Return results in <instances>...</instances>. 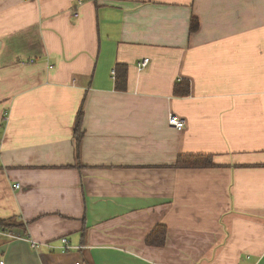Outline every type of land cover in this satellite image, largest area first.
Here are the masks:
<instances>
[{"label":"crops","instance_id":"0c3cea01","mask_svg":"<svg viewBox=\"0 0 264 264\" xmlns=\"http://www.w3.org/2000/svg\"><path fill=\"white\" fill-rule=\"evenodd\" d=\"M0 217V264H264V0H0Z\"/></svg>","mask_w":264,"mask_h":264},{"label":"trees","instance_id":"16d2710c","mask_svg":"<svg viewBox=\"0 0 264 264\" xmlns=\"http://www.w3.org/2000/svg\"><path fill=\"white\" fill-rule=\"evenodd\" d=\"M117 69H124L125 66L122 64L116 65ZM125 78V77H124ZM122 77L117 75L116 86L121 87ZM189 92V84L182 82L181 84H175L174 95L184 96ZM79 121V119H78ZM214 164L211 157L208 155L191 154V155H180L178 156L176 167L177 168H206L212 167ZM25 225L19 221L16 217L1 218L0 217V228L7 230L23 229ZM166 235V227L164 225L156 226L146 237V244L152 246H160L164 243Z\"/></svg>","mask_w":264,"mask_h":264},{"label":"built area","instance_id":"2783aa9c","mask_svg":"<svg viewBox=\"0 0 264 264\" xmlns=\"http://www.w3.org/2000/svg\"><path fill=\"white\" fill-rule=\"evenodd\" d=\"M74 16H77V13H74ZM148 63V59H143L142 61H140L138 63V67H144L146 66V64ZM168 124L170 127L177 129V130H181L184 126V120L176 115L171 114L168 118ZM16 187H19L18 184H16ZM0 236L2 237H6V238H13V239H18L21 238V235L14 232L13 230H7V229H2L0 228ZM28 242L30 243L31 248L35 249L38 247L37 242L33 241V240H28ZM61 242V251H69L70 249H72V247L68 244V240L67 238L63 237L60 239ZM47 246H49L47 244Z\"/></svg>","mask_w":264,"mask_h":264}]
</instances>
